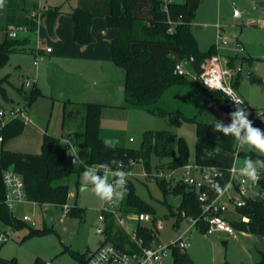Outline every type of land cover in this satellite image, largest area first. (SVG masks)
Segmentation results:
<instances>
[{
    "label": "rangeland",
    "instance_id": "rangeland-1",
    "mask_svg": "<svg viewBox=\"0 0 264 264\" xmlns=\"http://www.w3.org/2000/svg\"><path fill=\"white\" fill-rule=\"evenodd\" d=\"M140 1L142 5L137 9V15L142 18L150 17L147 2L153 0ZM176 1L187 2L196 15L192 31L200 48L205 51L215 44L218 53L228 61L229 66L232 64L230 67L235 73V79H240L236 88L238 94L251 107L264 110V11L250 5V2L261 0ZM41 5L44 10L39 15L37 33L30 36V43L41 40V49L52 50L49 58L40 56L37 69L33 65L35 54L29 50L20 51L10 54L8 63L0 68V110L26 108L29 120L25 122L19 135L6 141L0 158L2 171L12 169L23 178H44L47 175L44 160L37 152L30 154L28 151H36L46 131L57 138L62 135L63 122L66 131L80 124L81 130V120L85 114L83 105L88 103L104 107L101 116L104 133L117 134L126 147L139 150L146 132L170 131L186 140L190 149V164H194L197 143L195 123H184L178 127L168 117L123 108L125 94L120 85L125 78V70L111 60L109 42L113 35L107 30V20L102 16L108 11L109 2L41 0ZM50 6L59 7L62 11L51 32L47 23V8ZM77 7L96 14L91 29L94 40L88 45H79L74 39L70 13ZM234 10L241 13V19L231 18ZM252 19L256 20L254 24H250ZM217 27H221V32ZM220 33L228 41L227 46L222 45V40L218 38ZM233 34L236 36L233 37ZM19 37L23 38L25 35L20 34ZM237 38L245 43L246 48L242 46V49L236 50L239 45ZM3 40L4 33L0 31V43ZM132 48L136 51L170 55L176 63L184 61L182 50L178 46L134 43ZM186 68L192 69L190 64ZM31 76H35L41 94L28 108L29 102L24 92L30 94L32 91L33 85H26ZM93 85L94 89H84ZM101 85L111 88L104 89ZM69 100L74 104L65 105L64 101ZM165 101L167 106L178 108L186 116L195 117L199 122L216 124L225 117H230L224 111L210 107L204 90L199 87L187 86L181 91H171ZM104 137L107 138L106 135ZM212 158L230 166L233 155L218 151ZM169 166L170 159L162 160L152 156L153 177H147L144 163L140 161L135 162L131 168L134 175L131 180L136 185L137 194L155 207L157 218L163 224V229L157 232V239L163 246H169L178 240L189 227L187 220L179 221L181 196H164L156 180L161 179L158 178L161 173L167 181L172 180L174 184L184 180L183 171H175ZM171 176L174 179H170ZM191 176L200 178L198 172H191ZM104 204L105 201L91 191V186L88 190L81 189L80 175L78 184L73 179L70 182L67 214L61 208L47 204L28 202L25 206H17L13 211L15 216L21 220L24 216L33 217L35 228L47 229L48 232L23 241L28 234L27 228L16 230L0 223V233L13 231L14 234L10 240L0 242V264H11L13 259L21 264H35L38 258L47 264H81L79 256L88 257L106 240L113 244L115 239L120 240V245L126 250L135 251L128 234L133 232L135 223L127 226V232L114 217L110 224L107 219L111 216L105 221L100 220ZM75 208L84 210L85 214L82 217L73 215L71 210ZM125 217L134 219L135 214ZM177 221L179 226L175 227ZM237 221L232 224L235 232L232 236L219 233L205 235L192 229L188 234L190 246L184 251L191 257L192 264L259 263L264 253V236L255 227L239 219ZM244 234H251L252 237H244ZM173 251V248H168L164 264H173Z\"/></svg>",
    "mask_w": 264,
    "mask_h": 264
},
{
    "label": "trees",
    "instance_id": "trees-1",
    "mask_svg": "<svg viewBox=\"0 0 264 264\" xmlns=\"http://www.w3.org/2000/svg\"><path fill=\"white\" fill-rule=\"evenodd\" d=\"M109 1L111 13L107 18V25L118 33L111 41V60L125 70V103L123 108L139 109L153 116L168 117L170 122L178 127L184 123H195L197 137L195 163L202 167L223 171V178L217 182V186L221 190L228 180V174L225 171L228 166L212 158L216 152L221 151L233 156L237 154L243 165L247 158L253 161H264V155L251 150L246 145L243 148L231 135L225 136L223 133L217 132L215 129L216 124L199 122L195 117L186 116L180 109L167 106L165 101L171 91H181L184 87L192 86L203 89L210 101L216 102L225 108L226 98L221 92L208 90L193 80L180 76L175 69L176 62L169 55L132 49L134 43L178 46L182 50L185 60L194 58L200 65L215 56L218 53L215 45L206 51L200 49L198 40L192 31V23L196 16L190 10L188 3L174 1L165 9L163 0H153L150 7L151 17L143 19L135 15L138 6L137 0ZM36 6L37 4L32 0H5L4 7L0 8V31L4 33V40L0 43V68L8 63L10 54L28 49L27 44L30 43V36L35 35V31L38 29V19L31 16V11ZM59 14V8H47V23L50 32L53 30L55 20ZM71 16L74 23L76 43L88 45L93 42L91 29L94 16L81 8H76ZM10 26L26 27L30 32L23 38L9 39L6 32ZM239 80V77L235 79V88H237ZM0 83H2V80H0ZM21 91L23 92L22 89ZM40 94L36 83L33 85L30 94L24 92V96L29 102L28 105L32 104ZM83 108L85 114L82 120V129L75 134H70L69 137H71L76 147L82 145L87 149L86 164L100 165L107 163L110 164L109 167L112 170H117V166L110 163L112 160L122 162L120 169L129 168L131 162L142 161L144 170L149 175H151L152 170V156L162 160L170 159L169 167L174 170L190 164V149L183 137L170 131H149L144 135L141 148L134 150L123 145L121 137L117 134L104 133L101 127V116L104 108L102 105L88 103L84 104ZM230 123L231 121L224 124L228 125ZM24 125L21 120L9 122L3 130L4 142L19 135L23 131ZM253 127L264 131V118L256 122ZM105 135L107 138L113 137L112 139L118 141V143H115L112 148L105 147L104 141L107 139L104 137ZM2 153L3 150H0V158ZM39 156L45 162L47 175L44 178L35 176L23 178L28 200L38 205H53L63 210L69 198L70 182L73 179L78 184L84 169L81 166L74 167L67 160V149L62 143V139L48 133L44 135ZM3 173L0 164V223L16 230L27 228L28 234L23 241L47 233V229L38 230L19 219L9 210L4 202L7 189L3 182ZM98 175L103 176V174ZM156 180L164 196H181L179 221L180 219L187 220L200 217L202 210L197 198L198 191L195 188L182 181L174 184L172 180ZM126 187L127 193L121 206L123 213H148L156 220L155 207L137 194L135 183L129 180ZM261 189L264 190V175ZM71 213L82 217L85 211L75 208L71 210ZM239 213L249 217V225L257 228L260 234L264 236L263 201H250L247 208L239 210ZM110 216L106 215L104 221ZM112 217L107 219L109 224ZM179 221L176 222L175 227L179 226ZM197 227L199 232L204 234L206 224L199 223ZM139 235L144 238L147 246H151L152 241L156 239L149 228L140 229ZM105 242H109V240ZM132 244L135 246H133V250H137L135 243L132 242ZM113 245L128 251L120 245L118 239L113 240ZM173 250V264H192V259L184 252L185 250L180 248H173ZM90 256L84 255L78 258L81 264H87ZM11 264L21 263L13 259ZM35 264L47 263L38 258ZM256 264H264V253L262 260Z\"/></svg>",
    "mask_w": 264,
    "mask_h": 264
},
{
    "label": "built area",
    "instance_id": "built-area-1",
    "mask_svg": "<svg viewBox=\"0 0 264 264\" xmlns=\"http://www.w3.org/2000/svg\"><path fill=\"white\" fill-rule=\"evenodd\" d=\"M37 6L31 11V16L35 17L39 21V15L43 12L44 7L41 5V0H32ZM99 1H109V0H99ZM175 0H163L164 8L167 9L168 5ZM234 18H241L242 15L238 10L233 11ZM256 20H252L251 24H254ZM221 32V27H217ZM38 30V29H37ZM29 30L26 27H14L10 26L6 32L9 39H19L20 34L27 36ZM35 31L34 34H36ZM218 38L222 40V45L227 46L228 41L220 33ZM41 40L37 39L33 52L35 54V60L33 62L35 67L40 65V56L42 52L51 53V48H47L45 51L40 48ZM217 48V47H216ZM238 49H242L240 45L237 46ZM43 58V57H41ZM188 60L180 61L176 63L175 69L180 76H185L194 82L202 85L208 90L218 91L223 94L226 98L225 109L228 113L235 111V105L232 101L233 97L239 98L244 102L246 111H248V118L252 121L253 125L263 120L264 111L255 110L251 108L244 99L238 94L236 88L234 87L235 73L229 66L228 61L217 53L206 63L201 65L203 70L202 74L196 75L193 69H187L186 66L189 65ZM35 76H31L26 81L27 87L34 85ZM13 120H28V115L26 108H12L10 110H0V150H2L4 145V135L3 130L6 125ZM62 143L67 149V160L73 164V160H76L77 166H81L84 169V165H81L80 158L77 153V147L73 144L71 137L62 139ZM238 155H235L234 162L226 168V173L228 174V180L223 189L220 192H216L217 182L223 178V171H218L215 168L202 167L196 163L188 164L182 168L176 169L175 171H183L185 184L195 188L198 191V201L201 205V215L199 218H189V227L180 235L179 239L172 242L169 246L160 245L156 246L158 241L157 232L163 229L162 222L148 213H129L124 214L121 209L123 199H114L110 202L105 201L104 209L100 220H104L106 215H111L118 220L119 224L125 228L127 231V226L135 223L132 233L128 234L135 243L137 250L135 251H125L121 248L116 247L112 243H103L88 259L87 264H163L164 259L168 256V248H180L187 250L190 246L188 240V234L192 232V229L198 230L197 225L199 223L206 224L205 235H213L216 233H224L227 235H234L232 224L233 219L238 216L239 221L249 224L250 219L245 215H241L239 210L247 208L250 201H263L264 202V190L261 189V182L264 175V169H258L259 179L255 182L247 180L241 176L240 169L244 165H237ZM142 162V161H140ZM84 164H86L84 162ZM135 162H131L129 168L119 169L127 174V182L131 180L134 176L131 172L132 166ZM88 165V164H86ZM91 166V165H89ZM116 171V170H113ZM191 172H198L200 178L196 179L191 176ZM97 174H103V171ZM147 177H153V175H148ZM158 178L166 179L161 173ZM157 179V178H156ZM170 179H174L173 176ZM115 180V177L110 175L109 182ZM3 182L7 189L5 196V204L10 211H14L17 206L26 204L30 202L28 200L26 186L23 177L19 176L17 173L12 171H6L3 173ZM127 184V183H126ZM36 204V203H35ZM69 207L65 205L63 207L64 212L67 214ZM135 214L134 219L126 218L125 215ZM230 215V216H229ZM185 215L183 214V217ZM236 219V218H235ZM27 224L35 227L36 222L33 217L24 216L22 219ZM143 228L151 229L152 233L156 236V239L152 241L151 246L145 245V240L139 235V230ZM14 236L13 231H5L0 233V242L4 243L10 240Z\"/></svg>",
    "mask_w": 264,
    "mask_h": 264
},
{
    "label": "clouds",
    "instance_id": "clouds-1",
    "mask_svg": "<svg viewBox=\"0 0 264 264\" xmlns=\"http://www.w3.org/2000/svg\"><path fill=\"white\" fill-rule=\"evenodd\" d=\"M5 0H0V8H3ZM232 101L235 105V111L230 112L228 115L231 118V123L225 125L221 121H218L215 125L217 132L223 133L225 136L231 135L239 142L240 145L248 146L251 150L257 151L261 155H264V131L259 128L253 127L252 121L248 118L249 113L246 111L244 102L239 98L233 97ZM118 141L106 139L104 141L105 147L112 148ZM218 150V149H217ZM81 165H84V171L81 174V189L88 190L91 186V191L101 200L112 201L114 199H123L127 193L126 177L127 174L124 171L119 170L122 167V162L118 160H112L110 163L117 166V170L113 171L110 164L100 165H86L84 161H80ZM73 164H76V160H73ZM258 169H264V161H253L250 158L245 159L244 167L239 171L243 178L251 180L253 182L259 179ZM103 171L104 175L100 176L97 173ZM115 177V180L109 182V176ZM216 191L220 192L219 186L216 187Z\"/></svg>",
    "mask_w": 264,
    "mask_h": 264
},
{
    "label": "crops",
    "instance_id": "crops-1",
    "mask_svg": "<svg viewBox=\"0 0 264 264\" xmlns=\"http://www.w3.org/2000/svg\"><path fill=\"white\" fill-rule=\"evenodd\" d=\"M84 1H95V2H109V7H108V11L106 12V13H104V15H102L103 17H105L106 18V20H107V18L109 17V15H110V13H111V5H110V1H99V0H84ZM138 1V6H137V9L140 7V5H142V2L140 1V0H137ZM176 1V0H175ZM261 1H264V0H261ZM152 2L153 1H151V2H147V5H148V8H149V14H150V7H151V4H152ZM51 8H54V7H52V6H50ZM49 7V8H50ZM57 8H59V7H57ZM77 8H79V7H77ZM76 9V8H75ZM74 9V10H75ZM82 9V8H81ZM137 9H136V11H135V15L137 16V17H139V18H142V17H140V16H138L137 15ZM59 10H60V13H62V11H61V9L59 8ZM73 10V11H74ZM83 10H85V11H88L90 14H92L94 17H96V14L95 13H93V12H91V11H89V10H87V9H83ZM72 11V12H73ZM72 12L70 13V15L72 14ZM196 16V15H195ZM72 17V16H71ZM151 17V16H150ZM150 17H144L143 19H149ZM196 18V17H195ZM231 18L233 19V20H238V19H241V18H234L233 17V15L231 14ZM252 20H255V19H252ZM251 20V21H252ZM72 21H73V19H72ZM195 21V20H194ZM193 21V22H194ZM251 21H250V24H251ZM193 24V23H192ZM93 25V24H92ZM107 30L113 35L112 36V38L110 39V42H109V44H110V49H111V41H112V39H114L116 36H117V31L116 30H113V29H110L109 27H108V25H107ZM73 32H74V23H73ZM233 37L234 36H236L235 34H233L232 35ZM196 37V36H195ZM197 39V38H196ZM237 40H238V42H239V45L242 47L243 46V48H246L245 46V43L243 42V41H241L239 38H237ZM32 40H30V42H31ZM36 41L37 40H34L33 41V44H31V43H29V44H27V50H29L32 54H34V52H33V48L35 47V44H36ZM198 43H199V41H198ZM30 44H31V46H30ZM213 45H215V44H212L211 46H213ZM210 46V47H211ZM216 46V45H215ZM200 47V46H199ZM209 47V48H210ZM208 48V49H209ZM133 49V48H132ZM201 49V48H200ZM207 49V50H208ZM202 50V49H201ZM236 50L238 51L239 49L238 48H236ZM25 51V50H24ZM203 51V50H202ZM206 51V50H205ZM52 53V52H51ZM51 53H46V52H42V57L43 58H45V57H47V58H49V56H50V54ZM170 56V55H169ZM107 56H105V58H106ZM172 57V56H171ZM173 58V57H172ZM185 60V59H184ZM34 65V64H33ZM35 67V66H34ZM39 67V66H38ZM38 67H35V68H37L38 69ZM244 79V78H243ZM84 83V82H83ZM124 83H125V78H124V80L121 82V85L120 86H122L121 87V89H122V91H124V94H125V87H124ZM84 85H87L86 83H84ZM239 86V83H238V85H237V87ZM36 87L38 88V86H37V83H36ZM101 87L102 88H111L110 86H106V85H101ZM95 88V86L93 85V86H87L86 88H84V89H88V90H91V89H94ZM207 100H208V102L209 103H211V101H210V99L207 97ZM245 101V100H244ZM246 102V101H245ZM124 103H125V99H124ZM247 103V102H246ZM33 104V103H32ZM32 104H30V105H28V108H30L31 106H32ZM64 104L66 105V104H71V105H73L74 103L72 102V101H64ZM248 104V103H247ZM249 105V104H248ZM250 106V105H249ZM78 107H80V106H78ZM251 107V106H250ZM251 108H253V107H251ZM12 109V108H11ZM253 109H255V108H253ZM5 110V109H4ZM64 110H66V106L64 107ZM255 110H259V109H255ZM262 111H264V110H262ZM225 113H227V114H229L227 111H224ZM83 117H84V115H83ZM83 117H82V120H83ZM82 120H81V122H82ZM21 121H23V120H21ZM27 121H29V120H27ZM231 121V118L230 117H225L224 119H223V123H226V122H230ZM24 122V124H25V122L26 121H23ZM80 126H81V124L80 125H77V127L75 128V127H72L70 130H67L66 131V129H65V122H63V126H62V128H63V134L62 135H60V136H58V138H60V139H65V138H67V137H69V135L70 134H75L76 132H79V130H80ZM24 127H25V125H24ZM42 131V130H41ZM46 133H48V134H50L48 131H46L45 133H44V135L46 134ZM44 135H43V138H44ZM51 135V134H50ZM52 136H54V135H52ZM55 137V136H54ZM130 141L131 142H133V140L132 139H130ZM42 142H43V140L41 141V145H42ZM5 143L6 142H4V145H3V148H2V150H3V152H4V146H5ZM41 145L39 144V146H38V148H36V151H28L30 154H34L35 152H37V154L39 155L40 154V151H41ZM77 153H78V156H79V158H80V160H83L84 162H86V158H87V149L85 148V147H83L82 145H78L77 146ZM234 160H235V155L233 156V159H232V162H231V164L234 162ZM237 165H243V163H242V161L239 159V157H238V160H237ZM8 171H12V172H14L12 169H9ZM26 204H23V205H21V206H25ZM36 205H38V204H36ZM14 213V212H13ZM15 215V214H14ZM230 216V215H229ZM236 218V219H235ZM234 219H233V223H235V222H238L237 220L239 219V217L238 216H236ZM249 225V224H248ZM250 226V225H249ZM178 227V226H177ZM257 229V228H256ZM258 230V229H257ZM197 231H199V230H197ZM259 231V230H258ZM260 233V232H259ZM190 234V233H189ZM219 234H224V233H219ZM226 235V234H225ZM244 237H247V238H251L252 236H251V234H244L243 235ZM164 264V263H163Z\"/></svg>",
    "mask_w": 264,
    "mask_h": 264
},
{
    "label": "water",
    "instance_id": "water-1",
    "mask_svg": "<svg viewBox=\"0 0 264 264\" xmlns=\"http://www.w3.org/2000/svg\"><path fill=\"white\" fill-rule=\"evenodd\" d=\"M250 5L255 6L260 11H264V1H258L256 3L250 2ZM188 61L191 65L193 71L196 73V75L202 74L203 70L201 68V65L194 58H190ZM209 106L210 107H216L222 111H227L224 107H222L221 105H219L216 102H211ZM160 245H161L160 243H158V242L156 243L157 247H160Z\"/></svg>",
    "mask_w": 264,
    "mask_h": 264
}]
</instances>
